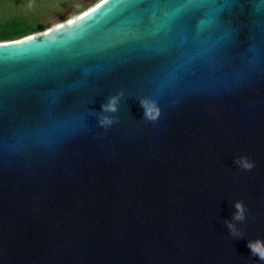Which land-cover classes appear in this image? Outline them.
I'll list each match as a JSON object with an SVG mask.
<instances>
[{
    "label": "water",
    "instance_id": "water-1",
    "mask_svg": "<svg viewBox=\"0 0 264 264\" xmlns=\"http://www.w3.org/2000/svg\"><path fill=\"white\" fill-rule=\"evenodd\" d=\"M85 10L0 42V264H261L264 0Z\"/></svg>",
    "mask_w": 264,
    "mask_h": 264
},
{
    "label": "clouds",
    "instance_id": "clouds-1",
    "mask_svg": "<svg viewBox=\"0 0 264 264\" xmlns=\"http://www.w3.org/2000/svg\"><path fill=\"white\" fill-rule=\"evenodd\" d=\"M123 93H117L111 95L107 98V102L101 105V113H115L118 110V104L120 102V97ZM140 107L143 109V119L149 122H154L159 116V109L156 105V102L149 98H140L139 100ZM116 121L108 115L100 114L98 117V124L101 127L107 128L111 126ZM233 164L237 167L250 171L255 167V163L246 156H239L233 159ZM234 209L232 219L224 221L225 226L227 227L229 234L236 238H242L243 234L236 228L234 222H243L246 219V211L242 201L234 202ZM250 251V254L256 257L261 264H264V239L257 238L255 240H248L246 245Z\"/></svg>",
    "mask_w": 264,
    "mask_h": 264
},
{
    "label": "rangeland",
    "instance_id": "rangeland-1",
    "mask_svg": "<svg viewBox=\"0 0 264 264\" xmlns=\"http://www.w3.org/2000/svg\"><path fill=\"white\" fill-rule=\"evenodd\" d=\"M99 0H0V20L10 17L36 19L53 25L88 9Z\"/></svg>",
    "mask_w": 264,
    "mask_h": 264
},
{
    "label": "trees",
    "instance_id": "trees-1",
    "mask_svg": "<svg viewBox=\"0 0 264 264\" xmlns=\"http://www.w3.org/2000/svg\"><path fill=\"white\" fill-rule=\"evenodd\" d=\"M49 26L51 25L38 24L36 19L30 20L19 16L2 19L0 20V42L18 39L44 30Z\"/></svg>",
    "mask_w": 264,
    "mask_h": 264
},
{
    "label": "bare ground",
    "instance_id": "bare-ground-1",
    "mask_svg": "<svg viewBox=\"0 0 264 264\" xmlns=\"http://www.w3.org/2000/svg\"><path fill=\"white\" fill-rule=\"evenodd\" d=\"M93 6V5H92ZM90 8V7H89ZM84 11H86V10H84ZM81 13H83V11L81 12ZM81 13H79V14H81ZM79 14H77V15H79ZM77 15H75V16H77ZM74 17V16H73ZM70 19V18H69ZM69 19H66L65 21H62V22H58V24L57 25H60V24H62V23H64V22H66V21H68ZM71 19H72V17H71ZM57 25H55V26H57Z\"/></svg>",
    "mask_w": 264,
    "mask_h": 264
},
{
    "label": "snow or ice",
    "instance_id": "snow-or-ice-1",
    "mask_svg": "<svg viewBox=\"0 0 264 264\" xmlns=\"http://www.w3.org/2000/svg\"><path fill=\"white\" fill-rule=\"evenodd\" d=\"M99 7V6H98ZM69 23L71 24V23H73L72 21H69ZM62 27V26H61ZM30 39H33V37H28V40H30ZM23 41H17V42H15L16 44H18V43H22ZM0 47H4V46H0Z\"/></svg>",
    "mask_w": 264,
    "mask_h": 264
}]
</instances>
